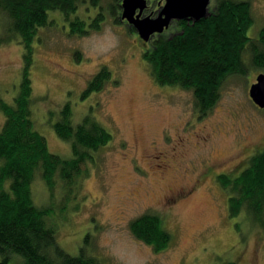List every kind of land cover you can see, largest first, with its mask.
<instances>
[{"label": "rangeland", "instance_id": "obj_1", "mask_svg": "<svg viewBox=\"0 0 264 264\" xmlns=\"http://www.w3.org/2000/svg\"><path fill=\"white\" fill-rule=\"evenodd\" d=\"M249 1L248 34L257 38L264 27V0ZM86 13V6H79L76 14L88 24L94 11ZM49 19L54 25L41 28L33 44L35 129L50 153L70 158V144L50 127L69 103L74 125L91 115L113 134L94 153L88 177L68 203L60 186L51 199L40 176L31 186L34 204L51 208L48 222L56 226L58 246L71 256L85 246L88 256L106 264H264V229L244 212L229 216V195L215 177L237 176L248 165L242 166L247 156L264 148V110L248 94L263 71L250 68L245 76L225 79L214 107L202 115L190 91L154 82L134 30L109 16L100 31L76 37L59 13ZM8 35L0 13V101L12 104L23 47L7 41ZM101 67L111 72V81L82 99ZM3 122L0 113V129ZM144 214L160 217L172 236L159 253L129 230ZM22 262L14 255L8 264Z\"/></svg>", "mask_w": 264, "mask_h": 264}, {"label": "trees", "instance_id": "obj_2", "mask_svg": "<svg viewBox=\"0 0 264 264\" xmlns=\"http://www.w3.org/2000/svg\"><path fill=\"white\" fill-rule=\"evenodd\" d=\"M120 2L0 0V13L9 34L7 41L15 39L23 47L17 94L12 104L0 101V113L4 117L0 129V264H8L14 255L22 258V264H106L88 256L85 246L76 256L58 246L56 226L48 222L51 208L34 204L31 186L40 176L51 199L60 186L63 200L68 203L70 197L77 195L80 181L88 177L87 165L94 164V153L108 145L113 134L91 115L74 125L71 106L66 103L50 127L59 139L70 144L71 157L64 159L50 153L45 138L32 121L31 71L37 33L54 25L49 19L50 13L62 16L68 24L69 35L84 37L100 31L106 17L121 24ZM215 3V12L210 17L183 26L182 33L177 35H161L149 46L136 34L154 82L190 91L195 108L202 115L214 107L221 85L228 77L245 76L250 68L264 74V27L257 38L248 34L253 26L250 1L215 0ZM79 6H86L89 14L91 9L94 11V16L87 17L88 24L76 14ZM73 15L77 16L72 18ZM75 58L81 59L79 52ZM111 78V72L101 67L86 85L82 99L101 91ZM217 179L229 195V216L237 217L244 212L253 225L264 229V148L249 159L237 176L221 175ZM129 230L156 253L171 243V234L156 215L144 214L134 219Z\"/></svg>", "mask_w": 264, "mask_h": 264}, {"label": "water", "instance_id": "obj_3", "mask_svg": "<svg viewBox=\"0 0 264 264\" xmlns=\"http://www.w3.org/2000/svg\"><path fill=\"white\" fill-rule=\"evenodd\" d=\"M158 17L141 18L146 7V0H121V20H125L138 35L139 39L146 43L155 34L160 35L168 29L172 20L199 21L207 17V7L210 0H164ZM138 11V13H137ZM249 98L259 109L264 110V74H259L255 82L249 87Z\"/></svg>", "mask_w": 264, "mask_h": 264}, {"label": "flooded vegetation", "instance_id": "obj_4", "mask_svg": "<svg viewBox=\"0 0 264 264\" xmlns=\"http://www.w3.org/2000/svg\"><path fill=\"white\" fill-rule=\"evenodd\" d=\"M165 5V1L164 0H146V7L143 10L142 14H141V18L143 17H149L151 19H154L156 17H158L162 7ZM216 9V3L215 0H210L209 6L207 7V17H210ZM138 13V11H137ZM121 14V13H120ZM206 18H201V19H206ZM119 22L121 24H123L124 26H126L128 29L133 30L132 26H129L127 24V22L125 20H121L120 16H119ZM197 22V21H196ZM193 20H172L168 29H166L162 34L157 35L155 34L154 36H152L148 42L145 43V45L149 46L150 44H152L154 41H156L158 39L159 36H173V35H177L179 33H182V27L185 25H193L194 23H196ZM263 149V148H262ZM262 149H260L259 151H261ZM258 152V151H257ZM256 153V152H255ZM255 153H251L249 156H247L246 161L242 163V166L245 165L246 162L249 161V159L255 154ZM247 164V163H246ZM221 175H226V176H230L226 173H219L216 174V178H218V176ZM218 180V179H217ZM219 182V181H218Z\"/></svg>", "mask_w": 264, "mask_h": 264}]
</instances>
